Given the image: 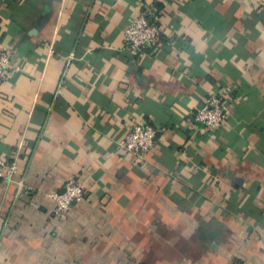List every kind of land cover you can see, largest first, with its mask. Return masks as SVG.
Here are the masks:
<instances>
[{
    "label": "crops",
    "instance_id": "1",
    "mask_svg": "<svg viewBox=\"0 0 264 264\" xmlns=\"http://www.w3.org/2000/svg\"><path fill=\"white\" fill-rule=\"evenodd\" d=\"M140 13L161 38L133 52ZM0 48V264H264V0H0ZM209 93L219 128L193 119ZM136 123L143 161L118 146Z\"/></svg>",
    "mask_w": 264,
    "mask_h": 264
},
{
    "label": "built area",
    "instance_id": "2",
    "mask_svg": "<svg viewBox=\"0 0 264 264\" xmlns=\"http://www.w3.org/2000/svg\"><path fill=\"white\" fill-rule=\"evenodd\" d=\"M161 38V29L155 15L140 13L123 30V39L131 51L137 52L144 46H154ZM10 67V54L0 48V86L5 81ZM227 118L222 98L217 93H209L196 110L193 119L205 128H219ZM157 135L156 128L148 123L134 124L125 136L118 141L123 152L137 161L145 160L154 146ZM16 170L15 163L0 156V180L7 181ZM54 204L52 213L57 219L70 213L74 205L85 198L82 182L76 178H68L61 192L50 194Z\"/></svg>",
    "mask_w": 264,
    "mask_h": 264
}]
</instances>
